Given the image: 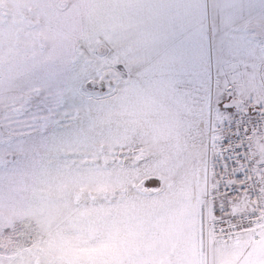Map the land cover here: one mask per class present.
I'll return each instance as SVG.
<instances>
[{"label": "snow or ice", "instance_id": "snow-or-ice-1", "mask_svg": "<svg viewBox=\"0 0 264 264\" xmlns=\"http://www.w3.org/2000/svg\"><path fill=\"white\" fill-rule=\"evenodd\" d=\"M0 264H264V0H0Z\"/></svg>", "mask_w": 264, "mask_h": 264}]
</instances>
